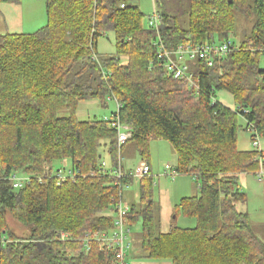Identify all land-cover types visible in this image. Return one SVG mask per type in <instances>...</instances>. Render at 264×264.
<instances>
[{"label":"trees","instance_id":"trees-1","mask_svg":"<svg viewBox=\"0 0 264 264\" xmlns=\"http://www.w3.org/2000/svg\"><path fill=\"white\" fill-rule=\"evenodd\" d=\"M42 1L45 27L0 36V264H115L118 250L96 236L113 230L116 206L135 180L123 163L126 177L117 179L104 155L114 169L130 143L147 158L156 140L171 144L177 172L197 177L201 193L178 207L197 226L163 233L153 178L140 180L147 183L142 206H131L129 220L131 228L142 221L144 258L264 264L263 229L240 210L247 203L240 178L264 170V151L238 147L240 117L255 128L252 141L264 138V0H155L158 29L145 25L137 0ZM240 19L252 29L230 55L212 67L190 64L198 89L166 69L162 46L221 43L237 33ZM110 33L117 53L102 56L98 40ZM220 91L234 97L236 109L218 101ZM93 100L122 107L110 119L80 121L79 105ZM117 117L133 130L122 148L112 126ZM67 164L73 176L59 182L55 174ZM19 173L29 182L14 189L11 178ZM8 215L27 237L15 236Z\"/></svg>","mask_w":264,"mask_h":264},{"label":"rangeland","instance_id":"rangeland-1","mask_svg":"<svg viewBox=\"0 0 264 264\" xmlns=\"http://www.w3.org/2000/svg\"><path fill=\"white\" fill-rule=\"evenodd\" d=\"M137 6L144 13L145 25L149 26V17L152 16L157 10L155 0H137ZM6 4V3H5ZM8 6V7H7ZM42 18V21H41ZM47 24V14L45 2L42 0H20L18 3H8L5 5L0 3V25L2 31L8 34H13L12 31L19 32L17 34H34ZM31 25V27H29ZM23 27V29H22ZM25 28V29H24ZM252 29V23L240 19L237 26V33L232 37L237 46L243 40L246 34H249ZM12 32V33H11ZM97 50L100 55L110 57L115 56L117 53L115 35L110 33L107 37L98 40ZM261 66L264 67V56L261 59ZM218 101L225 106L236 109L237 104L234 97L225 91L217 92ZM108 106L103 107L100 101H85L79 105L77 117L80 121H88L95 118L110 119L113 113L118 110L117 103L114 100L107 101ZM62 116L66 113H61ZM240 131L238 134V147L241 151H250L255 149L253 141L251 140V133L247 129V122L243 117L239 119ZM260 146L257 148L264 151V138L258 139ZM104 162H109V157L104 155ZM124 166L125 170L130 169L133 171L140 165L145 163V159L152 164L154 168V179L152 186V197L154 202V214L156 216L157 229L160 231L171 229L172 227L179 228H195L197 220L194 218H186L179 215L178 207L181 201L185 198L195 197L200 195V181L197 177L189 175H179L176 179L164 177L165 167L171 165L177 166V156L171 144L164 140L151 141L149 145V154L147 158H142L136 145L130 143L124 153ZM107 162V163H108ZM61 167L56 164V167ZM69 170V164L65 166ZM162 177H158L156 175ZM264 172V171H263ZM22 173L18 174V178H25ZM147 183L134 182L130 186V193L137 194L142 185ZM241 189L247 194V203L243 205L240 210L247 211L251 217L253 227L261 231L264 227V175L262 181L259 174H243L240 178ZM132 197L128 200L131 203ZM132 205L141 208V200L139 198L133 199ZM9 228L14 232L16 237L24 238L28 236V229L24 228L13 218L7 216ZM264 233V228H263ZM142 223L139 220L132 226V240L134 243V252L140 248L142 241ZM158 262L159 260H153Z\"/></svg>","mask_w":264,"mask_h":264},{"label":"built area","instance_id":"built-area-1","mask_svg":"<svg viewBox=\"0 0 264 264\" xmlns=\"http://www.w3.org/2000/svg\"><path fill=\"white\" fill-rule=\"evenodd\" d=\"M161 25V15L156 10L155 13L149 17V26L152 28L158 29ZM161 44V41H159ZM235 43L233 39L229 38L221 43H213L204 46H192V45H181L176 50L167 51L162 46L163 57L166 62V69L173 74L175 79L183 81L190 88L198 89V83L194 78V73L191 70L190 64L195 61H206L210 67L213 66L214 60L216 58H223L230 55L235 50ZM97 59V57L95 56ZM117 103L118 110L121 109V105ZM112 126L118 131V143L119 147L127 145L128 142L133 137V130L130 126L123 124L119 117L115 118L112 122ZM250 133H256L255 128L253 126L249 127ZM259 137H257L253 144L255 148L260 146L258 141ZM104 166L112 171V174L117 179H123L126 177V174L123 172L122 165L117 168L112 169L107 166V163H104ZM151 167L147 163H143V165L138 166L130 175L136 181H140L145 177L151 176ZM264 170H261L259 174L260 180L263 179ZM165 175L173 180L179 176L176 168L171 165H167L165 167ZM56 178L59 182H64L68 178L72 177L71 169L66 170L64 168H60L56 174ZM13 188L21 189L29 182V178H18V175L15 174L11 178ZM128 189V187H127ZM131 206L127 204L125 201L121 200L116 206V210L114 212V228L111 232H105L103 234L97 235L96 238L108 246L115 247L118 250L117 253V262L115 264H134L131 260V252L133 250L132 243V228L130 226L129 216L131 214Z\"/></svg>","mask_w":264,"mask_h":264},{"label":"crops","instance_id":"crops-1","mask_svg":"<svg viewBox=\"0 0 264 264\" xmlns=\"http://www.w3.org/2000/svg\"><path fill=\"white\" fill-rule=\"evenodd\" d=\"M4 4V6L5 5H8V3H3ZM155 5H156V2H155ZM8 7V6H7ZM158 11V10H157ZM41 21H42V18H41ZM29 27H31V25H29ZM22 29H23V27H22ZM25 29V28H24ZM13 32V34H17V33H19L18 31L17 32H15V31H12ZM11 32V33H12ZM38 32V31H37ZM8 33L6 32V31H2V28H1V25H0V36H3V35H7ZM105 163H107V162H105ZM121 163H124V159H122L121 160ZM148 164L150 165V167H151V177L154 179V168H153V166H152V164L151 163H149L148 162ZM107 166L108 167H110V165L107 163ZM174 168H176V167H174ZM133 170L132 169H130V171H129V173H131ZM127 172H128V170H127ZM156 175H158V173L156 172ZM164 177H167L166 175H165V172H164V175H163ZM158 177H162V176H160V175H158ZM262 181V180H261ZM135 182H137V183H141V181H136L135 180ZM130 187L128 188V189H126V192H125V194H124V200H125V202L127 203V204H129L130 206H132V202H134L133 201V199H135V197H136V199L137 198H139L140 199V190H138V193L135 195V194H132V193H130ZM129 197H132L130 200H131V203H130V201L128 200V198ZM141 223H142V221H141ZM264 227L262 226L261 227V230L263 229ZM170 230V228L168 229V230H163L162 232L163 233H166V232H168ZM131 239H132V236H131ZM132 243H133V240H132ZM135 247H134V243H133V250H132V252H131V260L133 261V263L134 264H173L172 262H170V261H158V262H156V261H153V260H147V259H145L144 258V254H143V252H142V250H141V245H140V248L137 250V251H135L134 252V249Z\"/></svg>","mask_w":264,"mask_h":264},{"label":"water","instance_id":"water-1","mask_svg":"<svg viewBox=\"0 0 264 264\" xmlns=\"http://www.w3.org/2000/svg\"><path fill=\"white\" fill-rule=\"evenodd\" d=\"M162 27H164V26H162Z\"/></svg>","mask_w":264,"mask_h":264}]
</instances>
